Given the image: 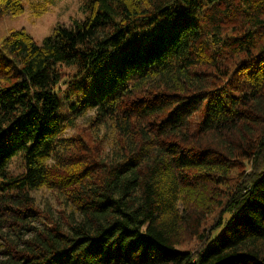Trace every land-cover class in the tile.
I'll use <instances>...</instances> for the list:
<instances>
[{
    "label": "trees",
    "instance_id": "trees-1",
    "mask_svg": "<svg viewBox=\"0 0 264 264\" xmlns=\"http://www.w3.org/2000/svg\"><path fill=\"white\" fill-rule=\"evenodd\" d=\"M80 1L0 42V264H264V0Z\"/></svg>",
    "mask_w": 264,
    "mask_h": 264
},
{
    "label": "rangeland",
    "instance_id": "rangeland-1",
    "mask_svg": "<svg viewBox=\"0 0 264 264\" xmlns=\"http://www.w3.org/2000/svg\"><path fill=\"white\" fill-rule=\"evenodd\" d=\"M22 4L23 14L0 16V42L13 32L23 31L34 41L41 43L57 26H70L75 20L81 21L88 16V12L83 11L80 0H22ZM38 193L39 202L41 200L47 205H56L50 192L42 190ZM185 240L184 249H191L193 239Z\"/></svg>",
    "mask_w": 264,
    "mask_h": 264
}]
</instances>
